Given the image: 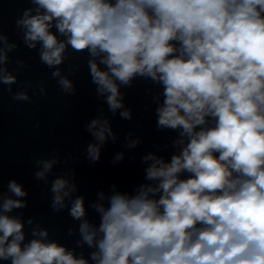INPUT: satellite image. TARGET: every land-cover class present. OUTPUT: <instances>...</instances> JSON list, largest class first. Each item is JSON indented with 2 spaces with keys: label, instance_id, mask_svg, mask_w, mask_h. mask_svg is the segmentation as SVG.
<instances>
[{
  "label": "clouds",
  "instance_id": "clouds-1",
  "mask_svg": "<svg viewBox=\"0 0 264 264\" xmlns=\"http://www.w3.org/2000/svg\"><path fill=\"white\" fill-rule=\"evenodd\" d=\"M16 20L22 42L36 50L65 94H75L73 66L61 67L72 53H87L91 83L113 114L124 108L121 87L137 78L162 88L156 128L178 131L170 160L152 153L144 180L131 192L113 191L91 205L98 223L86 217L85 198L68 210L79 221L77 248L57 241L47 229L14 210L28 206V192L11 179L0 191V262L7 264H264V0H29ZM54 29V30H53ZM18 48L0 30V85L12 98L32 102L19 85ZM46 93L44 82L38 85ZM159 97H154L156 102ZM102 111V108H101ZM131 119V112H120ZM98 144H88L95 164L107 137L108 119L86 126ZM134 141L129 147H135ZM122 160L123 154H117ZM43 180L58 159L36 160ZM74 175V173H73ZM53 180L51 208L60 212L75 190ZM115 189V185L111 186ZM31 227L26 240L25 225ZM68 234H74L72 228Z\"/></svg>",
  "mask_w": 264,
  "mask_h": 264
}]
</instances>
